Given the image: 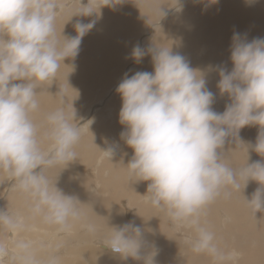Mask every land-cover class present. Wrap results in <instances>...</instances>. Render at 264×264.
<instances>
[{"label":"clouds","instance_id":"9594fccd","mask_svg":"<svg viewBox=\"0 0 264 264\" xmlns=\"http://www.w3.org/2000/svg\"><path fill=\"white\" fill-rule=\"evenodd\" d=\"M123 2L104 0L102 6ZM94 3L88 0L82 6L80 0L81 10L75 15L97 13ZM153 4L156 11L167 14L158 0ZM60 6V0H0V170L14 177L16 187L31 198L34 214L66 230L87 210L94 212L93 205L65 193L46 169L63 164L64 170L77 160L81 127L73 105L48 112L43 125L33 113L40 107L39 85L54 80L65 60L78 56L82 38L95 21L77 22L74 37L58 34ZM232 41L231 71L215 66L220 77L217 87L231 100L223 113L212 108L214 93L206 87L205 73L162 43L147 53L139 44L134 46L132 59L139 63L151 54L153 71L125 73L116 89L122 101L120 139L133 152L127 164L121 161L130 181L148 182L147 201L194 230L193 252L221 261L224 253L205 219L210 204L239 192L242 182L244 190L250 180L255 181L259 187L250 199L244 196L245 204L257 222L264 219H257V213H264V159L249 163L248 155L246 163L233 167L223 151L226 142L234 141L264 158V37L249 41L234 33ZM252 125L259 127L256 142L245 144L239 131ZM44 139L50 142L48 148L42 146ZM118 147L114 142L102 151L113 160ZM0 226L21 229L22 217L0 209ZM106 226L100 246L123 259L156 264L158 249L145 237L150 230L134 221L110 226L108 218ZM87 229L94 234L97 225L89 223ZM16 248L20 264H60L54 253L39 256L33 241H19ZM6 255L8 249L0 244V258Z\"/></svg>","mask_w":264,"mask_h":264},{"label":"bare ground","instance_id":"6f19581e","mask_svg":"<svg viewBox=\"0 0 264 264\" xmlns=\"http://www.w3.org/2000/svg\"><path fill=\"white\" fill-rule=\"evenodd\" d=\"M135 1L136 5L139 2H143L146 6V8H144L145 11L140 10L135 4L130 5V2H123L115 6H102L103 0L95 1L96 4L94 3V6H98L95 9H99L96 11L102 10L104 14H109V17L111 15V19L109 18L108 21L101 23L100 15L93 13L96 18V21H94L97 27L94 25V27L82 38V41H84L81 45L89 44L88 42L92 40V38L98 40V42L94 43L93 40V44L89 47L86 46L87 48L84 51L80 50L82 52L79 51L78 56L74 60L66 59V65L62 64L54 80H49L47 84H40V94L38 96L40 104L39 109L43 112L37 111L42 112L41 116H37L42 119L35 120L38 124L43 125L45 115L58 107L64 106L71 109L73 105L74 109H76L83 98H89L91 91L96 87L94 85L103 86L94 91L93 96L98 97V95L102 94L101 92L104 91L106 84L116 78L118 69L124 63L121 58L124 53L123 51H125L124 46L129 44L128 41L131 39L130 36L133 37L135 32L139 28L141 29L145 18L148 22L155 18L157 19V17L162 14L155 10L153 0ZM63 2L69 4V7H61L66 10L64 9L65 11L63 10V12L61 11L57 14V33L60 34L63 32L62 34L65 36L74 37L77 33L75 27L71 25V21H73V15L81 10V5L79 6V2H77V4L75 1L73 2V0H60L61 4ZM174 2H176V0H158L159 4H163V10L168 7V4ZM184 2L178 6L177 14L174 16L172 15L174 18L169 21L166 20L167 24L162 29L157 39L158 42L150 45L154 47L162 43L171 47L173 54L178 53L183 55L192 68L200 69L205 73L206 87L208 90L213 87V93L216 95V93L220 91L217 87L220 77L218 71L215 70V66L222 65L231 71L233 65L230 60V55L234 33L246 36L249 41L253 38L264 37V0H259L258 5L248 0H216V2H213V0H198L193 3V8L188 12H185L186 6ZM139 4L138 6L141 5ZM100 6H102V9ZM168 8L170 9V7ZM205 17H208V19L211 17L212 20H209V23H205L203 20ZM98 29H101V32L98 31ZM148 40L150 39L148 38ZM114 44L118 46V50L116 51L113 48ZM129 46L131 45L129 44ZM151 47L145 48V50H147L146 53ZM92 48H94L93 50L99 51L100 57L98 59H95L96 56L93 57L91 54L90 49ZM197 52L198 54H196ZM205 52H207V56ZM202 55L205 56L200 58ZM151 59V54H146L139 67L129 72L128 75L131 76L137 71L152 72L153 64ZM93 61L94 66L89 67ZM76 69H78L79 73ZM117 96L118 98L115 99L113 103L109 101L108 105L112 104L120 108L122 101L120 95L117 94ZM227 96L228 95L225 93V97ZM219 98L217 96V99ZM221 101H223V98L218 102L221 103ZM226 103L228 104V102H225V104ZM221 109L219 108V110ZM99 120V118H96V123ZM102 120H104V117L101 121ZM107 125V123L104 125V129L103 127L101 128V126H80L81 133H86L83 137L81 136L79 143L75 147L77 160L70 163L64 170L63 168L65 165H63L62 171L59 169L60 167L57 166L56 169L60 170V172H57L56 169H52L51 171L47 169L48 173L50 172V176L56 172V176L54 175L55 178L53 179H55V181L57 180L58 187L65 193L75 194L79 197L81 202L91 203L93 205L94 212L90 209L87 210L85 217L80 221L72 223L70 228L66 230L61 229L59 226L47 223L41 216L34 214L31 210V198L14 185L15 180L13 181L11 177L8 179L10 182L9 192L12 190L8 197V201L16 206L11 212L18 213L22 217L23 227L21 229L10 230L3 226L4 231H0V234L6 233L9 239L7 240L6 238L5 240V238H0L4 241L2 245L8 249V255L0 258V263H16L14 261L18 253V250L15 249L17 242L30 240L37 245V254L39 256L46 257L50 253H54L59 257L60 264H103L105 260L104 258H102L103 261L101 259L103 252L110 255L109 261H107L108 264H136L135 262L141 264V261L134 260L131 257L127 258V261L121 258L119 254L112 253L105 246H100V242L102 241L100 236L93 241L96 243L95 247L93 244L91 245V239L94 234L87 231L86 225L81 222L83 220H89V223H95L97 227L105 226V228L102 227L104 231V229H107L106 218H108L110 226L122 225L124 223L120 222V220L123 219V214L126 216L127 212L129 215L133 213L134 217L130 218L131 221L135 219L138 220L139 217L141 223L145 222L147 224V222H150L153 225L164 217L165 220H171L168 223L170 227H176L177 221H173L165 211L153 207L147 201L144 195L147 191L148 182L130 181L128 170L123 163L127 164L133 152L132 149L128 148L120 139V133L124 130V127L120 128L118 132L116 130L111 133L110 126ZM88 127L95 129L93 131L91 130L92 128L88 129ZM258 131V126H246L240 129L239 136L243 137V139L245 138L249 143L254 145ZM106 133L110 136L107 140L104 139ZM113 134L115 137L112 136ZM243 139L241 140L243 141ZM113 142L118 144L119 147L113 160H110L106 155H103L105 153L102 150L106 149ZM47 143H49V141L44 139L42 146L48 148L50 143ZM242 146L243 144H237L236 146L234 141L225 143L223 151L226 154L227 162L231 166H242L248 160V155L249 163L264 159L251 149H249L248 153L247 148L245 149ZM98 149L100 153H98ZM98 154L102 155L103 158ZM90 158L91 160L93 158H98V161H96L97 163L94 164L92 162L93 165H89L88 161ZM87 167H89L90 172L84 174V170ZM93 173L97 174L99 178L98 182L93 180ZM89 178L92 180V195L93 193L98 195L92 196L91 194H87V182L90 181ZM50 179L53 180L52 178ZM1 181L2 170H0V182ZM249 183L250 185L245 187L244 190L243 184H241V190L239 192H233L228 198H218L205 210V219L216 233L218 246L224 253L225 258L222 261L217 260L208 253L193 252L190 242L195 238L194 230L186 224L177 222V226L182 227L181 229L179 228L180 231L178 233L175 231L176 229L169 230L167 233H163L162 230L160 233L158 231H153L152 234L151 232L148 234V231H145L147 232L145 233L147 236L146 238L151 234L149 240H151L158 249V254L155 257L156 264H264V219H261L259 222L254 219L253 215L246 207L244 198L245 196L250 199L251 194L259 185L257 182L251 180ZM89 188L90 187H88V190H90ZM261 217H264V213H257V219L259 220ZM126 220L127 222L130 221L129 219ZM166 223H163L165 227L167 226ZM38 226L44 227L45 229L39 230ZM143 226L146 225L144 224ZM151 227L152 226L148 229L150 230ZM46 229L51 230L49 231ZM20 230L24 232L19 233ZM33 232L38 235V243L36 242L37 240L35 241V239L29 238ZM175 253H181L182 257L180 256V258L175 261L177 257ZM190 253L191 255L195 254V256H189L188 254ZM97 257H99L98 260H96ZM17 259L20 261L19 258Z\"/></svg>","mask_w":264,"mask_h":264},{"label":"rangeland","instance_id":"374dc122","mask_svg":"<svg viewBox=\"0 0 264 264\" xmlns=\"http://www.w3.org/2000/svg\"><path fill=\"white\" fill-rule=\"evenodd\" d=\"M72 1V0H71ZM79 2V6L81 5L80 4V0L79 1H77V0H73V2ZM82 1V0H81ZM86 0H83L81 3H85L84 5L82 4V6H85V5H87V3H88V0L85 2ZM96 1V0H95ZM104 1V0H103ZM131 0H124V2L126 3H129ZM133 1V0H132ZM130 2V5H134L135 4V2L133 3V2ZM184 2V5L186 6L185 7V12H188V11H190L192 8H193V3H195L196 1H198V0H180V2L176 5V2H174V3H170V4H168V7H170V9L168 8H164V11L167 13L165 16H163V14H161V15H159L158 17H157V19L155 18L154 20H152V21H146V18H145V20H144V22H143V24H142V26H141V29L139 28L136 32H135V35L133 36L134 37V39H133V37H131L130 36V41L132 42V44H131V42L130 41H128V43L131 45V46H129V44H127V46L125 45L124 46V49H125V51H123L124 53L122 54V60H123V67L121 66L119 69H118V71H117V75H116V78H114V79H112L109 83H107L106 84V86H105V88H104V91H102L101 93L102 94H100V95H98V97L97 96H93L94 95V91H96L97 89H100V88H102L103 86L101 85V87L100 86H98V85H94V86H96V87H94L93 88V91H91V93H90V96H89V98L88 97H86V98H83V100H81V102H80V105H78L77 106V110L75 109V111H76V118H77V121H75L77 124H80V126H82V125H85V126H101V128L103 127V129L105 128V124L107 123L108 125L107 126H110L109 128L111 129H109L110 131H111V133H112V131H116L117 130V132H118V130H120V128H123L124 126H122L120 123H119V111H120V108L118 107V106H114V105H108V103H109V101H110V103H113L114 101H115V99H117L118 98V96H117V91L115 90V89H117V86H118V84L121 82V80H122V78L124 77V75H125V73H127V74H129V72H131V71H133L134 69H137L138 67H139V65H140V63H142V61H143V59L139 62V63H137L134 59H131L132 58V56H131V53H132V50H133V48H134V46H136L137 44H139L142 48H148V47H151V45L152 44H154V43H157L158 41H157V39L159 38V35H160V33H161V31H162V29L164 28V26L167 24V21H169V20H171V19H173L174 17V15H176L177 14V12H178V6L180 5V4H182L183 2ZM249 2H254L255 4H259V0H248ZM63 3H64V5H63ZM61 5L62 6H60V8H59V10H58V13H60L61 11L63 12V10L65 9V8H61V7H65L66 6V8L67 7H69V4H67L66 2H63ZM104 3V2H103ZM141 5H140V4ZM139 3H137V7H139V9L140 10H143V11H145L144 10V8H146V6H145V4H143V2H139ZM78 4V3H77ZM96 4V3H95ZM94 4V5H95ZM138 4L140 5V6H138ZM175 6H174V5ZM192 4V5H191ZM142 6V7H141ZM98 6L96 5V6H94V8H97ZM143 8V9H142ZM102 9V8H101ZM66 10V9H65ZM64 10V11H65ZM96 10H99V9H95V11ZM173 10V11H172ZM170 11V12H169ZM97 13H94V14H99L100 15V19H101V23H103V22H105V21H108L109 20V18L111 19V15H110V17H109V14H104V12L102 11V10H100V11H96ZM176 12V13H175ZM78 13V12H77ZM76 13V14H77ZM173 15V16H172ZM92 16V17H91ZM91 16H81V15H75L74 16V18H73V21H71V25H73V26H75V24L77 23V22H85V23H89L90 21H91V18H92V21H96V18L94 17V15L92 14ZM89 17V18H88ZM91 17V18H90ZM168 17V18H167ZM103 18V19H102ZM81 19V20H80ZM202 19V18H201ZM208 19V17H205V19H203L204 20V22L205 23H209L210 21L209 20H212L211 19V17H209V19ZM89 20V21H88ZM167 20V21H166ZM213 20H214V18H213ZM209 21V22H208ZM257 22V21H256ZM162 23V24H161ZM258 23V22H257ZM96 26V25H95ZM157 26V27H156ZM97 27V26H96ZM98 27H99V25H98ZM155 28V29H154ZM152 29V30H151ZM161 29V30H160ZM98 31H100L101 32V29H98ZM146 33V34H145ZM259 35V34H258ZM150 39V40H148V38ZM93 40H94V43L96 42H98V40H96V39H94V38H92V40H90L88 43L90 44H85V45H80V50H82V51H84L87 47H89V46H91V44H93L92 42H93ZM96 40V41H95ZM84 41V40H83ZM82 41V42H83ZM145 41V42H144ZM137 43V44H136ZM82 44V43H81ZM142 44H143V46H142ZM147 44H148V47H147ZM151 44V45H150ZM146 45V46H145ZM87 46V47H86ZM117 44H114V46H113V48L115 49V51L116 50H118L117 49ZM126 48H128V49H126ZM94 48H92V49H90V52H91V54L93 55V57H95L96 56V58L95 59H98L99 57H100V53H99V51L98 50H93ZM82 51H80V52H82ZM114 51V52H115ZM145 51H147V50H145ZM204 51H206V50H204ZM199 52V51H198ZM198 52L196 53V54H198ZM205 55L207 56V52H205ZM205 55H202V56H200V58H202V57H204ZM98 56V57H97ZM197 57H199V56H197ZM128 58V59H127ZM127 62H128V64H127ZM151 62H152V59H151ZM93 63V64H92ZM90 65H89V67H91V66H94V61L92 62ZM135 66V67H134ZM96 68V67H95ZM77 70V72L79 73V71H78V69H76ZM80 70V69H79ZM120 72V73H119ZM80 74H81V72H80ZM118 77V78H117ZM48 83V81H46V82H44V84H47ZM40 86V85H39ZM210 91H212V92H214L213 91V87H211L210 88ZM104 92H106V93H104ZM216 93V92H215ZM218 93V94H217ZM216 93V95H214V103H213V105H212V108H213V110H215L216 112H220V113H223V111L225 110V108H226V105H227V103L225 104V102H228V104L229 103H231V101H230V98H229V96H227V97H225V94L224 95H222L221 94V92L219 91V92H217ZM104 94V95H103ZM93 96V97H92ZM114 96V97H113ZM215 96H216V99H215ZM217 96H218V98L219 99H217ZM221 98H223V101H221V103H219L218 101L221 99ZM229 98V99H228ZM112 99V100H111ZM106 100V101H105ZM108 100V101H107ZM215 100H218V101H215ZM227 100V101H226ZM102 105H101V104ZM224 103V104H223ZM98 104V105H97ZM219 104V105H218ZM100 105V106H99ZM225 106V108H224V106ZM104 106V107H103ZM222 106V107H221ZM218 108V109H217ZM219 108L221 109V110H219ZM224 108V109H223ZM111 109V110H110ZM119 109V110H118ZM113 110V111H112ZM38 111H42L41 109H38ZM43 112V111H42ZM42 112H35V113H33V116H35V117H33V119L34 120H38V119H42V118H38L37 116H41V114H42ZM38 113H39V115H38ZM88 113V114H87ZM98 113V114H97ZM97 114V115H96ZM115 114V115H114ZM99 115V116H98ZM99 118L100 120L96 123V118ZM103 117H104V120H102L101 121V119H103ZM114 117V118H113ZM36 118V119H35ZM82 118H84V119H82ZM90 119V120H89ZM100 122V123H99ZM103 122V123H102ZM99 123V124H98ZM105 123V124H104ZM111 123V124H110ZM104 124V125H103ZM90 127H88V129H89ZM92 128V127H91ZM90 128V129H91ZM94 129L95 128H92L91 130H93L94 131ZM102 129V130H103ZM86 132H84V133H81V136L83 137V135L85 134ZM116 135V134H115ZM105 136H107V137H105ZM104 136V139L105 140H107V138H109L110 136L109 135H107V133H106V135ZM113 137H115L114 136V134L112 135ZM239 137H241V136H239ZM240 139H243V137H241ZM243 142L245 143V144H248L249 142L244 138L243 139ZM50 143V142H49ZM49 143H47V144H49ZM114 143V142H113ZM46 144V145H47ZM243 148H247V146L246 145H243L242 146ZM98 153H100V150L98 149ZM98 155H100V154H98ZM103 155H105V154H103ZM100 157L101 158H103L102 157V155H100ZM98 158H93L92 160H91V158H90V160L88 161V163H89V165H93V163L94 164H96L97 162L96 161H98L97 160ZM86 160V159H85ZM93 162V163H92ZM57 166H59L60 168L59 169H61V171H62V166H63V164H61V165H57ZM57 166H54V167H51V168H48V171L50 170H52V169H56V167ZM87 168H88V170H87ZM85 170H84V174H87L88 172H90L89 171V167H87ZM48 171H47V169H46V174L49 176V178H55V176H56V172L54 173V174H52V176H50L49 174H50V172L48 173ZM56 171L57 172H60V170H57L56 169ZM84 174H81V175H84ZM55 175V176H54ZM93 175H94V179L93 180H96L97 182L99 181V178L97 177V174L96 173H93ZM9 176V177H8ZM10 177H11V179L14 181L15 180V178L14 177H12L11 175H9L6 171H3L2 170V181L0 182V209H8L9 211H11L12 209H15L16 208V206H14V205H12L8 200H9V195L11 194V191L9 192V187H10V182H9V180L8 179H10ZM84 177V176H83ZM90 179V178H89ZM53 181H55V179H53ZM5 182V183H4ZM7 183V184H6ZM89 183V184H88ZM91 183V184H90ZM243 184V183H242ZM14 185H16V181H14ZM87 191L89 192H87V194H91L92 195V180L90 179V181L89 182H87ZM250 185V183L248 182V184H247V186H249ZM246 186V187H247ZM7 187V188H6ZM88 187H90L89 189L91 190H88ZM91 192V193H90ZM95 195H98V194H95V193H93V195L92 196H95ZM5 198V199H4ZM6 206V207H5ZM118 213V212H117ZM134 216H133V213L132 214H128L127 212H126V216H125V214H123V219H121L120 220V222H122V223H126L127 222V220L126 219H129L130 220V218H133ZM125 218V219H124ZM123 220V221H122ZM126 220V221H125ZM169 219H167V220H165L164 219V217L162 218V219H160V221H158L155 225L153 224L152 225V223H150V222H147V224L144 222V223H141L140 222V219H139V217H138V220H134V222L137 224V225H140L142 228H144V229H148L150 226H152L151 228H150V231H148V234H149V232H151V234L153 233V231L155 232V231H158L159 233H160V231L162 230V232L163 233H167V231H169V230H175L177 233L180 231V229L182 228V227H179V226H177L178 224H177V222H176V227L175 228H173V227H170L169 225H168V223L171 221V220H169ZM131 221V220H130ZM137 221H139V222H137ZM174 221V220H173ZM84 222V223H83ZM143 222V221H142ZM167 222V223H166ZM82 224H84V225H86V227L88 226V224H89V220H83L82 222H81ZM163 223H166L167 224V226L165 227L164 225H163ZM146 225V226H143V225ZM179 225H180V223H179ZM149 226V227H148ZM157 227V228H155V227ZM1 228H0V231H4V228H3V226H0ZM103 228H105V226H102ZM102 227H97V230L98 231H96V233H94V236H93V238L91 239V245L93 244L94 245V247H95V245H96V243L95 242H93V241H95V239H98L99 238V236H100V239H103V237H104V233H106V231L108 230V229H104V231H103V228ZM170 227V228H169ZM172 228V229H171ZM180 228V229H179ZM38 229L40 230V229H45L44 227H41V226H38ZM146 229V230H147ZM10 230H12V229H10ZM46 230H51V229H46ZM149 230V229H148ZM87 231H88V229H87ZM22 232H24V231H22V230H20L19 231V233H22ZM103 232V233H102ZM162 232H161V234H162ZM1 233V232H0ZM26 233V232H25ZM145 233H147V232H145ZM29 234V233H28ZM96 234V235H95ZM99 234H102V235H99ZM150 234V235H151ZM98 235V236H97ZM150 235H149V237H150ZM28 236V235H27ZM0 237H2V238H5V240H6V238H7V240L9 239V237H7L6 236V233H3V234H0ZM29 237V236H28ZM37 237V238H36ZM145 237H147L146 235H145ZM149 237L148 238H146L148 241H150V242H152L151 240H149ZM29 238H32V239H35V241L38 243V235L35 233V232H33L32 234H31V237H29ZM0 244H2L4 241L0 238ZM182 242H185V241H182ZM15 246V245H14ZM15 249H17V248H15ZM164 250V249H163ZM162 250V251H163ZM98 251V250H97ZM175 255L177 256L176 258H175V261L177 260V259H179L180 258V256L182 257V254L181 253H179V254H176L175 253ZM189 256H191V257H193V256H195V254L194 255H191V253L190 254H188ZM18 256V257H17ZM109 254H107V253H105V252H103V254H102V256H101V259L102 258H104L105 260H104V262H103V264H108L107 263V261H109ZM17 258H19V255H18V253H17V255H16V260L14 261V262H16V263H14V264H19V262L20 261H18V259ZM99 259V257H97L96 258V260H98ZM127 260V259H126ZM77 261V260H76ZM102 261H103V259H102ZM128 261V260H127ZM136 264H140V263H138V262H135ZM0 264H5V262H3V263H0Z\"/></svg>","mask_w":264,"mask_h":264}]
</instances>
